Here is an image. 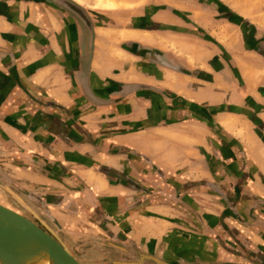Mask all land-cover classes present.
I'll list each match as a JSON object with an SVG mask.
<instances>
[{
    "label": "crops",
    "instance_id": "crops-1",
    "mask_svg": "<svg viewBox=\"0 0 264 264\" xmlns=\"http://www.w3.org/2000/svg\"><path fill=\"white\" fill-rule=\"evenodd\" d=\"M0 181L67 245L264 264V20L225 0H0Z\"/></svg>",
    "mask_w": 264,
    "mask_h": 264
},
{
    "label": "water",
    "instance_id": "water-1",
    "mask_svg": "<svg viewBox=\"0 0 264 264\" xmlns=\"http://www.w3.org/2000/svg\"><path fill=\"white\" fill-rule=\"evenodd\" d=\"M0 194L12 205L0 202V264H82L60 237V231L63 230L59 225L58 230H55L10 186L1 181ZM85 240H99L117 247L99 237ZM144 260L143 257L135 262L114 261L113 264H145ZM149 260L165 264L156 258Z\"/></svg>",
    "mask_w": 264,
    "mask_h": 264
},
{
    "label": "rangeland",
    "instance_id": "rangeland-1",
    "mask_svg": "<svg viewBox=\"0 0 264 264\" xmlns=\"http://www.w3.org/2000/svg\"><path fill=\"white\" fill-rule=\"evenodd\" d=\"M233 9L243 12L252 20H264V0H225ZM242 10V11H241ZM80 234V233H79ZM78 244L68 242V246L82 264H113L114 261L129 262L127 257L112 246L96 241H86L84 233L74 236ZM80 240H83L81 242ZM85 240V241H84ZM151 264V263H148ZM156 264V263H152Z\"/></svg>",
    "mask_w": 264,
    "mask_h": 264
},
{
    "label": "flooded vegetation",
    "instance_id": "flooded-vegetation-1",
    "mask_svg": "<svg viewBox=\"0 0 264 264\" xmlns=\"http://www.w3.org/2000/svg\"><path fill=\"white\" fill-rule=\"evenodd\" d=\"M53 226V225H52ZM55 228V227H54ZM60 237L65 240V237H63V234L60 233ZM70 248V247H69ZM71 249V248H70ZM116 250V249H115ZM73 252V251H72ZM117 252H119V250H117ZM121 253V252H120ZM122 255L126 256L129 262H135L136 260H133L131 256L127 255V254H123ZM75 255V254H74ZM76 256V255H75ZM77 257V256H76ZM78 258V257H77Z\"/></svg>",
    "mask_w": 264,
    "mask_h": 264
}]
</instances>
